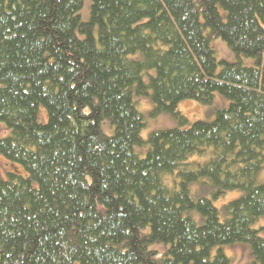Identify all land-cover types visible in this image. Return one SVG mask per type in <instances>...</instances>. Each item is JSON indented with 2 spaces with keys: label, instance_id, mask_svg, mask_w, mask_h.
<instances>
[{
  "label": "trees",
  "instance_id": "16d2710c",
  "mask_svg": "<svg viewBox=\"0 0 264 264\" xmlns=\"http://www.w3.org/2000/svg\"><path fill=\"white\" fill-rule=\"evenodd\" d=\"M83 6L0 0V155L25 172L0 176V264H230L237 243L264 264V0H91L88 21ZM216 93L230 105L213 120L179 109ZM135 96L179 126L145 140Z\"/></svg>",
  "mask_w": 264,
  "mask_h": 264
},
{
  "label": "rangeland",
  "instance_id": "374dc122",
  "mask_svg": "<svg viewBox=\"0 0 264 264\" xmlns=\"http://www.w3.org/2000/svg\"><path fill=\"white\" fill-rule=\"evenodd\" d=\"M90 9H91V0H84V6L80 12L81 18L83 21H88L90 19ZM212 46L214 47L216 51V56L218 60H230L234 61L236 60L235 55H233L232 51L230 50L228 44L225 40L222 38H217L212 40ZM131 58H134L132 56ZM243 64L247 66H253L256 64L255 59L250 57H243L241 58ZM155 72V71H153ZM136 101L138 102V108L139 110L145 115L146 117V127L142 131V137L147 140L149 135L156 131V130H163V129H169V128H175L178 127V121L174 119L170 114L163 113L157 116L152 115L154 104L150 97H137L135 96ZM230 105L229 99H227L225 96H223L220 93H216L214 97V101L211 104H202L194 99H186L180 102L179 109L191 120H213L215 117V112L219 109L228 107ZM39 119L41 121H47L48 115L44 108H40L39 111ZM104 130L110 134L112 132V128L110 127L109 123L106 122L103 125ZM6 127L2 123H0V138L5 136V134H9V132H6ZM6 134V135H7ZM138 151V148L136 149ZM141 150V149H139ZM146 152V149H144V152ZM200 157H195V159H199ZM190 161H194L193 158L190 159ZM200 161V162H204ZM19 172L22 173V175H25L24 169L21 165L16 164L14 162L8 161L5 157L0 155V176L3 179H8L9 172ZM264 178V172L260 174L259 180L263 181ZM204 183H207L205 181ZM192 189V195L195 198H198L199 196H212V188H210L208 185H199L197 182L193 183L191 185ZM243 192L241 190H232L228 191L224 196H222L219 200L215 201V205L221 210V213L223 214V205L227 202H230L234 199L239 198ZM194 216L198 220V224H203L204 219H202L201 214L197 210V212H194ZM259 225H264V218L260 221ZM155 250H157L159 253H165L168 248L169 244L165 243H158L153 246ZM217 248L214 249L213 254H215ZM224 252L228 255L230 258V264H254L253 263V257L251 255L250 245L246 244H234V245H226L223 247Z\"/></svg>",
  "mask_w": 264,
  "mask_h": 264
}]
</instances>
